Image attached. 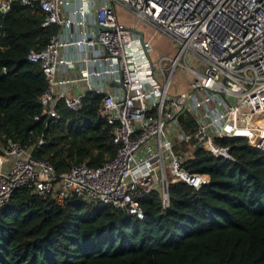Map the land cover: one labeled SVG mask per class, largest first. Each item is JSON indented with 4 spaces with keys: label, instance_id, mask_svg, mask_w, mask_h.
Wrapping results in <instances>:
<instances>
[{
    "label": "built area",
    "instance_id": "2783aa9c",
    "mask_svg": "<svg viewBox=\"0 0 264 264\" xmlns=\"http://www.w3.org/2000/svg\"><path fill=\"white\" fill-rule=\"evenodd\" d=\"M15 7L40 13V26L53 28L45 46L26 57L46 83L35 120L59 122V106L78 113L88 98H98L97 115L111 128L115 155L95 168L81 163L57 174L33 156L34 147L3 136L0 211L26 187L56 205L83 202L143 220L140 200L151 193L159 192L166 209L172 184L195 190L210 184L207 175L185 168L189 151L178 146L196 142L234 161L220 140L243 137L264 153V128L254 122L264 113V0H0V16ZM120 10L133 27L119 22ZM143 27L152 32L141 43L132 30L143 34ZM155 35L176 46L172 58L151 60ZM188 55L200 60L199 69L182 63ZM178 69L193 77L181 92L173 90ZM183 113L192 118V134L180 128Z\"/></svg>",
    "mask_w": 264,
    "mask_h": 264
},
{
    "label": "trees",
    "instance_id": "16d2710c",
    "mask_svg": "<svg viewBox=\"0 0 264 264\" xmlns=\"http://www.w3.org/2000/svg\"><path fill=\"white\" fill-rule=\"evenodd\" d=\"M41 20L18 7L0 16V139L34 147L33 156L57 174L81 163L98 167L115 155L111 128L97 115L98 98H88L78 113L59 106V122L35 120L46 83L26 57L53 33ZM178 122L194 133L188 113ZM254 122L264 128V113ZM220 144L234 161L196 142L178 146L189 151L185 168L207 175L210 184L200 190L172 184L166 209L159 192L151 193L140 200L143 220L83 202L56 205L18 189L0 211V264H264V153L243 137Z\"/></svg>",
    "mask_w": 264,
    "mask_h": 264
},
{
    "label": "rangeland",
    "instance_id": "374dc122",
    "mask_svg": "<svg viewBox=\"0 0 264 264\" xmlns=\"http://www.w3.org/2000/svg\"><path fill=\"white\" fill-rule=\"evenodd\" d=\"M118 20L120 23L125 24L129 28L135 25L134 19L131 17V15L128 12L124 10L118 11ZM149 30L150 29H147L146 27H143L141 29V31L143 32V35L147 39H149L148 37L151 36V33H150L151 30L150 31ZM152 42H153L152 44H154V47H153L154 52L150 54V58L153 62H157V60L160 57H164V56L167 58H172L173 54H175V50H177L176 46L172 45V43L166 38H164V36L162 35H155L152 39ZM163 42L165 43V45H163L164 44ZM199 62L200 60L198 58L194 56H190V55L187 56L185 61H182L183 64L193 69L200 68L199 66L197 67ZM162 67L165 69L168 68L169 63L167 61H164L162 63ZM165 74L167 75L168 73L166 72ZM173 80L175 81V83L178 84V85L175 84V86L173 87V90L176 92H179V91L181 92V91H185V89L187 88L188 82L192 81L193 77L187 70L178 69L177 72L175 73ZM229 131H232V129H229ZM237 133H240V132L237 131Z\"/></svg>",
    "mask_w": 264,
    "mask_h": 264
},
{
    "label": "water",
    "instance_id": "95a60500",
    "mask_svg": "<svg viewBox=\"0 0 264 264\" xmlns=\"http://www.w3.org/2000/svg\"><path fill=\"white\" fill-rule=\"evenodd\" d=\"M93 28L96 30V29H98V26L93 25ZM132 31L139 36L140 42L143 43V34L137 30H134V29ZM110 85H114V83H111Z\"/></svg>",
    "mask_w": 264,
    "mask_h": 264
},
{
    "label": "crops",
    "instance_id": "0c3cea01",
    "mask_svg": "<svg viewBox=\"0 0 264 264\" xmlns=\"http://www.w3.org/2000/svg\"><path fill=\"white\" fill-rule=\"evenodd\" d=\"M142 29V28H141ZM140 29V30H141ZM150 31V30H149ZM150 33H151V31H150ZM148 34H149V32H148ZM148 38H150V37H148ZM144 39H147V38H145V36H144ZM153 43V42H152ZM164 43V42H163ZM153 45V47H154V44H152ZM163 45H165V43L163 44ZM154 50H155V48H154ZM154 52V51H153Z\"/></svg>",
    "mask_w": 264,
    "mask_h": 264
}]
</instances>
